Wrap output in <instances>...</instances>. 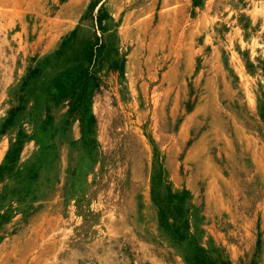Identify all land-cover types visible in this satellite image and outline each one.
<instances>
[{
	"label": "rangeland",
	"instance_id": "obj_1",
	"mask_svg": "<svg viewBox=\"0 0 264 264\" xmlns=\"http://www.w3.org/2000/svg\"><path fill=\"white\" fill-rule=\"evenodd\" d=\"M263 38L264 0H0V264H264Z\"/></svg>",
	"mask_w": 264,
	"mask_h": 264
},
{
	"label": "bare ground",
	"instance_id": "obj_2",
	"mask_svg": "<svg viewBox=\"0 0 264 264\" xmlns=\"http://www.w3.org/2000/svg\"><path fill=\"white\" fill-rule=\"evenodd\" d=\"M212 24V23H211ZM221 37V36H220ZM262 42H264V38L261 40ZM264 47V46H263ZM232 50V49H231ZM231 52V51H230ZM233 57H234V55H233ZM240 65V64H239ZM259 68V67H258ZM242 70V69H241ZM240 70V71H241ZM243 72V71H242ZM259 76V75H258ZM261 81L264 83V78L263 79H261ZM65 150L63 149L61 152H64ZM99 193V195H100V192H98ZM107 209V208H106ZM108 212H110V214L112 215L113 214V216L116 214V212L114 211L113 212V208L111 207V206H109V208H108ZM115 217V216H114ZM176 259H178V258H176ZM181 264V263H180Z\"/></svg>",
	"mask_w": 264,
	"mask_h": 264
}]
</instances>
